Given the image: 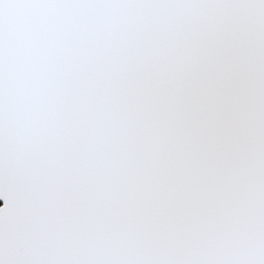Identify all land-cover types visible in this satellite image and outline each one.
I'll use <instances>...</instances> for the list:
<instances>
[{
	"label": "snow or ice",
	"instance_id": "obj_1",
	"mask_svg": "<svg viewBox=\"0 0 264 264\" xmlns=\"http://www.w3.org/2000/svg\"><path fill=\"white\" fill-rule=\"evenodd\" d=\"M0 264H264V0H0Z\"/></svg>",
	"mask_w": 264,
	"mask_h": 264
},
{
	"label": "water",
	"instance_id": "obj_2",
	"mask_svg": "<svg viewBox=\"0 0 264 264\" xmlns=\"http://www.w3.org/2000/svg\"><path fill=\"white\" fill-rule=\"evenodd\" d=\"M2 203H3V202H2V201H0V206H2Z\"/></svg>",
	"mask_w": 264,
	"mask_h": 264
}]
</instances>
